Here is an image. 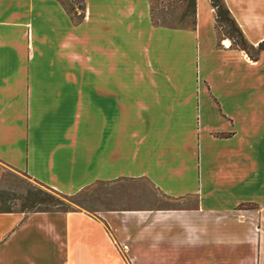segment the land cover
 Returning <instances> with one entry per match:
<instances>
[{
    "label": "crops",
    "instance_id": "obj_1",
    "mask_svg": "<svg viewBox=\"0 0 264 264\" xmlns=\"http://www.w3.org/2000/svg\"><path fill=\"white\" fill-rule=\"evenodd\" d=\"M223 1L256 47L264 0ZM83 2L76 23L0 0V182L145 180L178 205L0 211V264H264V49L219 42L210 0L192 28L154 24L151 0Z\"/></svg>",
    "mask_w": 264,
    "mask_h": 264
},
{
    "label": "rangeland",
    "instance_id": "obj_2",
    "mask_svg": "<svg viewBox=\"0 0 264 264\" xmlns=\"http://www.w3.org/2000/svg\"><path fill=\"white\" fill-rule=\"evenodd\" d=\"M65 7L71 11V16L77 22L84 13L83 0H60ZM188 0H151V13L161 24L171 25V27H190L192 17L185 14L184 8ZM160 24V25H161ZM47 191L55 197H61L57 193L49 190L45 185L32 180L25 173L5 168L0 182V209L10 210H36L44 208V204L31 203L32 193ZM79 192V191H78ZM72 195V194H71ZM63 198V197H61ZM68 198L71 200L69 201ZM72 210H87L91 214L102 218L100 212L111 209H127L139 207H171L178 203L157 192L152 185L145 180H123L109 184L96 182L72 197L63 198ZM190 221V219H186ZM204 226L203 236L208 235L210 230L205 226L209 225L213 218L204 217L197 219Z\"/></svg>",
    "mask_w": 264,
    "mask_h": 264
},
{
    "label": "trees",
    "instance_id": "obj_3",
    "mask_svg": "<svg viewBox=\"0 0 264 264\" xmlns=\"http://www.w3.org/2000/svg\"><path fill=\"white\" fill-rule=\"evenodd\" d=\"M63 6L65 7L64 3L61 2ZM210 3L214 9L215 14V28L218 33V41L220 42L221 38H229L231 40V46L242 49L246 51L252 58H255L257 56L258 51L264 49V40L258 43L256 47H254L252 44H250L246 38L244 37L242 30L238 26L236 20L230 13L229 9L226 7L223 0H210ZM66 11L71 15V11L65 7ZM84 9V6H83ZM195 9H196V2L195 0H188V3L185 5L184 12L185 14L189 13L192 17V24L189 28L194 27L195 25ZM152 10V9H151ZM84 13L82 12V15L79 16L83 17ZM152 21L154 24H161L156 18L153 17V14L151 13ZM166 26H171L167 24H161ZM46 186V185H45ZM49 190L53 191L54 193H57L63 198L72 197L77 195L79 192L67 195L64 193H61L55 189H52L48 186H46ZM31 203L33 206L34 204H44V208L36 209V210H29V211H74L72 209H69V205L67 202L61 198V197H55L51 193H48L47 191H39V193H32ZM69 201H71L68 198ZM0 211H12L10 209H0ZM18 211H25V210H18Z\"/></svg>",
    "mask_w": 264,
    "mask_h": 264
}]
</instances>
